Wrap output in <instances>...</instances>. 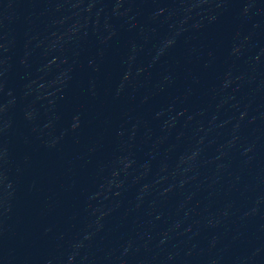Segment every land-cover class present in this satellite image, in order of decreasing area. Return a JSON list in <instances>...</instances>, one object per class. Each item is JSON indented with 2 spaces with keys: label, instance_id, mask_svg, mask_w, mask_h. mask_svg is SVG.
<instances>
[{
  "label": "water",
  "instance_id": "1",
  "mask_svg": "<svg viewBox=\"0 0 264 264\" xmlns=\"http://www.w3.org/2000/svg\"><path fill=\"white\" fill-rule=\"evenodd\" d=\"M264 0H0V264H182Z\"/></svg>",
  "mask_w": 264,
  "mask_h": 264
}]
</instances>
